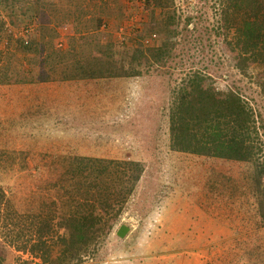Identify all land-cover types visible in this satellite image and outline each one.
<instances>
[{"label":"rangeland","instance_id":"374dc122","mask_svg":"<svg viewBox=\"0 0 264 264\" xmlns=\"http://www.w3.org/2000/svg\"><path fill=\"white\" fill-rule=\"evenodd\" d=\"M54 1L64 7L44 34L39 0H0V79L8 67L21 80L0 84V181L11 205L48 209L64 197L69 210L67 188L75 190L63 176L75 156H137L148 169L139 185L147 184L145 197L110 216L99 243L74 264H264L255 163L169 147V99L193 71L252 99L264 117L263 69L244 76L234 67L219 0H173L164 10L146 0ZM164 42L172 57L158 64L153 58ZM111 54L139 74L106 76ZM77 61L95 74L43 80ZM122 224L130 227L125 237L117 234ZM1 225L6 264L42 263L18 251Z\"/></svg>","mask_w":264,"mask_h":264},{"label":"trees","instance_id":"16d2710c","mask_svg":"<svg viewBox=\"0 0 264 264\" xmlns=\"http://www.w3.org/2000/svg\"><path fill=\"white\" fill-rule=\"evenodd\" d=\"M146 2L164 10L171 7L173 0ZM39 3L40 31L50 33V23L58 19L57 11L64 5L58 6L54 0L49 6L45 0H39ZM219 4L222 26L229 28L224 34L226 44L235 53L234 67L244 76L250 75V70L257 67L264 73V0H219ZM191 19L188 17L186 25ZM44 36L41 34V38ZM163 44L153 58L158 64H164L172 57L170 45ZM58 51L60 56L64 55L62 50ZM64 57L62 61H66ZM108 59L111 67H108L106 76L139 74L131 65L133 69H127L124 61L116 59L113 54ZM77 63L67 65L66 62V66L55 75H47L43 80H68L95 74L88 68L90 66ZM1 75L5 77H1L0 84L21 81L12 79L8 67L2 69ZM214 83L213 77L198 70L188 74L173 88L166 112L169 147L175 152L206 158L254 162L260 199L257 210L264 222V163L259 162L264 134L262 111L252 99L232 87L221 89ZM74 159L63 176V182L75 190L73 195L67 188L69 202L74 200L69 210L64 209L68 200L59 197L52 199L48 209L31 207L27 211H18L11 205L0 181V223L9 227L15 248L31 253L42 261L40 264L81 261L91 246L98 244L103 237L110 216L116 217L128 201L146 195L144 187L147 184L144 187L139 185L142 181L148 182L144 180L147 164L137 156L110 159L88 155L75 156ZM5 257L0 249V264H6Z\"/></svg>","mask_w":264,"mask_h":264},{"label":"water","instance_id":"95a60500","mask_svg":"<svg viewBox=\"0 0 264 264\" xmlns=\"http://www.w3.org/2000/svg\"><path fill=\"white\" fill-rule=\"evenodd\" d=\"M129 229H130V227H129L128 225H126V224H122V225L119 227V229H118V231H117V234H118L120 237H125L126 234H127L128 231H129Z\"/></svg>","mask_w":264,"mask_h":264},{"label":"crops","instance_id":"0c3cea01","mask_svg":"<svg viewBox=\"0 0 264 264\" xmlns=\"http://www.w3.org/2000/svg\"><path fill=\"white\" fill-rule=\"evenodd\" d=\"M84 6H87V4H84ZM90 15H86L85 17H89ZM65 27V29H67V25L66 26H64Z\"/></svg>","mask_w":264,"mask_h":264},{"label":"built area","instance_id":"2783aa9c","mask_svg":"<svg viewBox=\"0 0 264 264\" xmlns=\"http://www.w3.org/2000/svg\"><path fill=\"white\" fill-rule=\"evenodd\" d=\"M29 31H30V29H27L25 32H27V33H28Z\"/></svg>","mask_w":264,"mask_h":264}]
</instances>
